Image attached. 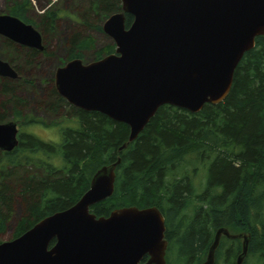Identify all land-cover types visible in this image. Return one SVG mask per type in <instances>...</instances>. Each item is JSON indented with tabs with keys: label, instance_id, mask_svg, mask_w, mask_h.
<instances>
[{
	"label": "trees",
	"instance_id": "16d2710c",
	"mask_svg": "<svg viewBox=\"0 0 264 264\" xmlns=\"http://www.w3.org/2000/svg\"><path fill=\"white\" fill-rule=\"evenodd\" d=\"M6 1L8 14L31 24L43 44L47 36L57 35L60 44L64 39L65 62L80 58L87 63L89 55L96 61L114 51V44L98 47L93 33L103 34L102 23L121 11L120 0H83L84 9H70L79 27L61 35L57 12L48 8L34 17L31 0ZM131 22L126 15L125 27ZM4 46L6 60L21 80L0 78V122L10 112L18 124L57 129L60 140L20 132L16 148L0 151V234L13 222L10 240L15 239L68 209L100 168L120 159L112 196L90 208L96 217L123 207L158 208L166 227V264L203 263L219 228L250 236L241 264H264V36L243 55L223 102L206 104L197 114L161 106L122 150L127 125L71 106L58 95L53 79L38 93L24 77V70L32 72L46 54L45 45L43 51L9 40ZM16 85L34 93L29 101L34 110L43 108L55 119L46 124L23 114L25 100ZM241 251L242 240L222 236L213 264H237Z\"/></svg>",
	"mask_w": 264,
	"mask_h": 264
},
{
	"label": "water",
	"instance_id": "95a60500",
	"mask_svg": "<svg viewBox=\"0 0 264 264\" xmlns=\"http://www.w3.org/2000/svg\"><path fill=\"white\" fill-rule=\"evenodd\" d=\"M121 11L102 23L114 51L96 61L80 58L55 70L56 92L71 106L101 113L129 128L126 148L164 105L200 112L228 96L235 69L255 39L264 36V0H120ZM126 15L132 17L125 27ZM0 36L43 51L40 33L10 14L0 15ZM0 77L18 74L0 59ZM19 144L17 123H0V151ZM120 159L103 166L88 190L66 210L0 243V264H166L165 221L158 208L123 207L107 217L90 208L114 192ZM242 240L241 264L250 236L219 228L201 264H213L220 238Z\"/></svg>",
	"mask_w": 264,
	"mask_h": 264
},
{
	"label": "rangeland",
	"instance_id": "374dc122",
	"mask_svg": "<svg viewBox=\"0 0 264 264\" xmlns=\"http://www.w3.org/2000/svg\"><path fill=\"white\" fill-rule=\"evenodd\" d=\"M31 2L34 6V12H33L34 17L42 14L48 8L53 12H57L59 16L58 24L60 27V35H61V31L67 34V32H69L70 27L71 28L79 27L77 24L78 19L74 16V13H72L70 9L71 10L75 8L84 9L85 7V1L83 0H31ZM8 7H9V3H7L6 0H0V15L8 14ZM93 35L98 40L99 43L98 47H101L103 43L113 44L112 40L108 38L106 35L96 34V33H93ZM55 36L56 37L47 36L46 38H44L46 43V44L44 43V45L46 46V50H45L46 54L40 57V63L36 65V68L32 72H30L28 69L24 70V73H26L24 74V77L27 80H30L32 84L34 83V85H36L38 93L43 92L42 90L45 89L44 83L50 82L54 77L55 70L58 67H61L65 63L64 54H65L66 43L64 42L63 39L62 43L60 44L59 41L57 42L58 39L57 35ZM5 41L6 38L0 36V59L8 63L6 59H8L9 56L6 53V50H4ZM3 54L5 55V57ZM88 58L89 59L86 60L87 63L91 62L92 59L90 55L88 56ZM16 87L18 88L19 96L25 100V103L23 104V107H25L24 108L25 111L23 114H32L37 118V120L39 118L44 120L46 124H49L55 119V116L48 114L43 108L37 107L36 104L34 105L37 107V110H34L32 103H30L32 96H34V93L32 91H30L27 87H23V85H16ZM11 115L12 113L10 112L7 114L6 121L12 120ZM65 124L68 125V123ZM18 126L20 132H24V133L27 132L33 134L42 140L53 141V142H58L60 140L59 132L57 131V129L53 127L48 128L40 124L37 125L19 124ZM201 172L202 171L199 172L200 176H202ZM13 227H14V223L11 222L6 232L0 234V242L9 241L11 239Z\"/></svg>",
	"mask_w": 264,
	"mask_h": 264
},
{
	"label": "flooded vegetation",
	"instance_id": "af4514ba",
	"mask_svg": "<svg viewBox=\"0 0 264 264\" xmlns=\"http://www.w3.org/2000/svg\"><path fill=\"white\" fill-rule=\"evenodd\" d=\"M104 34V33H103ZM40 35H41V33H40ZM105 35V34H104ZM41 38H42V35H41ZM6 40H8V39H6ZM10 41V40H9ZM42 43H43V38H42ZM17 45V44H16ZM43 46H44V44H43ZM14 70V69H13ZM15 71V70H14ZM16 72V71H15ZM4 79H8V80H11V81H14V80H19L20 79V77L19 78H17V79H9V78H4ZM13 121H15V120H13ZM4 122H6V121H4ZM4 122H0V123H4ZM16 122V121H15ZM17 123V122H16ZM19 124L17 123V128L19 127L18 126ZM19 133H20V129L18 128V135H19ZM11 152V151H10Z\"/></svg>",
	"mask_w": 264,
	"mask_h": 264
}]
</instances>
